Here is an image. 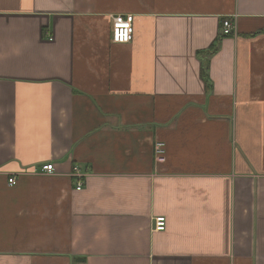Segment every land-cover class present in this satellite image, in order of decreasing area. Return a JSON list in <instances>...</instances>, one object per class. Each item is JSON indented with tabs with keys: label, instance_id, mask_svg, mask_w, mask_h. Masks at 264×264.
Segmentation results:
<instances>
[{
	"label": "crops",
	"instance_id": "obj_1",
	"mask_svg": "<svg viewBox=\"0 0 264 264\" xmlns=\"http://www.w3.org/2000/svg\"><path fill=\"white\" fill-rule=\"evenodd\" d=\"M0 264H264V0H0Z\"/></svg>",
	"mask_w": 264,
	"mask_h": 264
},
{
	"label": "built area",
	"instance_id": "obj_2",
	"mask_svg": "<svg viewBox=\"0 0 264 264\" xmlns=\"http://www.w3.org/2000/svg\"><path fill=\"white\" fill-rule=\"evenodd\" d=\"M133 18L132 14H114L111 15V40L113 43L124 44L132 40L133 37ZM221 33L224 36L235 34V25L231 18H224L221 22ZM154 152L157 158L161 160L164 154V144L162 142L156 143ZM54 165L52 163H46L41 166L42 173L51 174L54 172ZM72 177L76 180V190H81L83 187L82 176L79 173L77 166L73 167ZM9 184L15 183V178L11 177L8 179ZM166 227L165 216L158 215L153 218V230L163 231Z\"/></svg>",
	"mask_w": 264,
	"mask_h": 264
},
{
	"label": "trees",
	"instance_id": "obj_3",
	"mask_svg": "<svg viewBox=\"0 0 264 264\" xmlns=\"http://www.w3.org/2000/svg\"><path fill=\"white\" fill-rule=\"evenodd\" d=\"M224 36V35H223ZM221 38H219L215 43L212 44V46L210 48L207 49V57L206 55H204V53L206 51L200 52V59H201V66H200V74L202 79L204 80L205 84L208 82V68H209V57L215 53L218 49L219 46V40ZM206 54V53H205Z\"/></svg>",
	"mask_w": 264,
	"mask_h": 264
}]
</instances>
